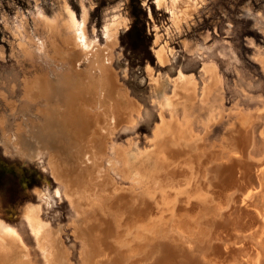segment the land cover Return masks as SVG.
<instances>
[{"label":"bare ground","instance_id":"obj_1","mask_svg":"<svg viewBox=\"0 0 264 264\" xmlns=\"http://www.w3.org/2000/svg\"><path fill=\"white\" fill-rule=\"evenodd\" d=\"M197 2L155 0L174 28ZM72 18L67 33L44 21L46 40L21 50L55 64L53 78L11 72L0 82L7 93L1 94L6 112L0 114V131L4 149L9 144L26 159L46 156V167L74 212L70 225L79 241L78 264H264V135L257 159L250 150L244 154L240 143L251 116L237 114V126L226 129L220 148L206 150L193 131L187 103L198 94L196 80L179 73L159 103L152 138L126 153L112 136L139 110L110 66L120 24L103 27L100 46ZM166 53L165 45H157L158 64ZM80 60L83 70L76 64ZM201 70L214 73L207 66ZM211 88L204 82L200 105ZM21 217L34 248L0 221V264H72L60 231L44 222L38 206L25 205Z\"/></svg>","mask_w":264,"mask_h":264},{"label":"rangeland","instance_id":"obj_2","mask_svg":"<svg viewBox=\"0 0 264 264\" xmlns=\"http://www.w3.org/2000/svg\"><path fill=\"white\" fill-rule=\"evenodd\" d=\"M197 1L187 20L174 28L169 22L168 11L158 7L155 0H0V82L3 83L4 77L11 72L20 73V77L43 73L53 78L55 64L47 63L34 52H21L46 40L44 21L53 24L58 32H72L68 23L72 15L74 23L79 22L78 27H83L86 37L96 39L100 46L104 39L103 27L116 21L120 25L110 66L120 89L126 90L133 104L136 103L134 108L139 114L133 111L130 125L122 123L115 130L114 146L133 153L148 143L158 124L159 103L169 94L172 80L184 73L196 80L198 94L187 103L193 131L202 137L201 143L206 150H218L224 143L226 129L236 125L239 113L248 114L251 122L240 143L244 154L250 150V156L257 159L264 135V0ZM155 39L157 43L153 44ZM157 45H165L167 49L166 58L159 64L154 56ZM81 62L84 61L76 63L78 70L84 69L85 62ZM206 66L213 68L215 74L204 75L201 69ZM148 68L151 76L146 71ZM208 77H211L210 82L205 81L210 80ZM154 79L158 81L157 87ZM204 82L212 87L211 94L200 105L197 97ZM1 83L0 114L6 112L1 94L4 92L7 96ZM210 113L211 120L208 119ZM1 138L0 131V221L18 230L33 249L31 234L21 214L27 204L38 206L44 222L60 231L72 264H78L79 241L73 237L70 225L74 212L49 173L46 156L26 159L9 144L4 149ZM110 152L109 148L108 154ZM116 178L119 184H124L121 186L128 185Z\"/></svg>","mask_w":264,"mask_h":264}]
</instances>
